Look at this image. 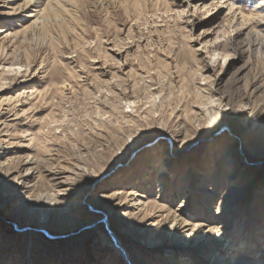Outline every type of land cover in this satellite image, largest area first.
<instances>
[{"label":"rangeland","instance_id":"rangeland-1","mask_svg":"<svg viewBox=\"0 0 264 264\" xmlns=\"http://www.w3.org/2000/svg\"><path fill=\"white\" fill-rule=\"evenodd\" d=\"M80 5L0 4V264H264V0Z\"/></svg>","mask_w":264,"mask_h":264},{"label":"bare ground","instance_id":"bare-ground-1","mask_svg":"<svg viewBox=\"0 0 264 264\" xmlns=\"http://www.w3.org/2000/svg\"><path fill=\"white\" fill-rule=\"evenodd\" d=\"M81 1L82 0H9L7 2H3L2 0H0V4L5 7L10 6L9 8L12 11V14L27 15V18L29 19L28 21L30 23L24 30L25 34H34V32H36L44 36L45 38H52L51 31L59 24L70 25L73 20L78 19V15L72 13V8H78V5H80ZM227 5L233 12V24H244L247 20H250L249 18L251 16H248L247 14L241 12L239 9H235V4L230 3ZM4 32L6 31L0 29V34H3ZM49 34L51 35L48 36ZM7 68H9L7 70L9 73L23 72L21 71L23 69L22 66L19 68L17 67L16 69L13 68V66H8ZM27 69L28 70H25V72H28L30 70L29 67ZM17 193L21 198H24V192L18 190ZM129 196L132 197L135 206L143 207L144 202L140 199H137L139 194L136 190H132ZM184 207L185 206L182 204L179 209H182ZM191 237L192 235L189 236V238ZM114 246L119 254H122V256L125 257L128 261L130 260L128 251L124 249L122 243L116 237H114Z\"/></svg>","mask_w":264,"mask_h":264}]
</instances>
